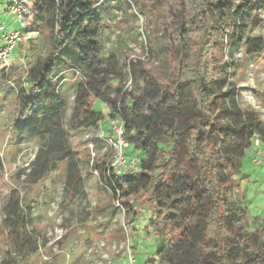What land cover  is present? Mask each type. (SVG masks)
Wrapping results in <instances>:
<instances>
[{
  "label": "clouds",
  "instance_id": "clouds-1",
  "mask_svg": "<svg viewBox=\"0 0 264 264\" xmlns=\"http://www.w3.org/2000/svg\"><path fill=\"white\" fill-rule=\"evenodd\" d=\"M105 255L264 264V0H0V264Z\"/></svg>",
  "mask_w": 264,
  "mask_h": 264
},
{
  "label": "trees",
  "instance_id": "trees-1",
  "mask_svg": "<svg viewBox=\"0 0 264 264\" xmlns=\"http://www.w3.org/2000/svg\"><path fill=\"white\" fill-rule=\"evenodd\" d=\"M89 11H92V9L91 8L84 9V8H78V7L72 9V13L73 14L68 18L67 26H66V29H65L66 34L69 35V39L74 38L76 36V32L79 31L78 28H73V25L76 24V22L79 19V17L86 16ZM93 111L94 112L96 111L95 107L93 108ZM106 119H109L111 121V116L109 115L108 117H105L104 121H106ZM37 160H39V154L37 155ZM37 160H33V164L37 163ZM242 164H241V166H242ZM31 167H32V165H31ZM113 175H115V174L113 173ZM135 175L147 176V172L133 173V174H130V175H127V176H135ZM125 177L126 176H124V177L119 176V177H117V179L124 180ZM169 179H171V177H169ZM125 183H127L129 185V189L130 190L128 192H126V193L125 192L121 193V202H122L123 206L129 208V212H130V214L132 216H136L137 215L136 208L139 205L132 199V197L134 196V193L136 191H138V189L133 187V185L135 183L134 181L125 180ZM161 183H164V182L161 181L153 189V192L155 194H157V195L163 194V192L165 191L163 188L160 187ZM115 191L116 190H113V196H115ZM184 192L188 193V194H191V195H196L197 194V190L195 188H191V187L184 189ZM174 195H175L176 199H175V201H172L168 205V210H166V211L162 212L163 204H162V202L160 200H158L156 202L157 203V213L156 214L157 215L163 214L166 218H169L173 222H177L178 223L179 222V209L181 208V204L179 202L188 199V196L183 195L180 192H176V193H174ZM200 203L203 204V201L201 200ZM113 208H116V207H113ZM129 212H126V214L129 215ZM184 218L187 219V217H184ZM234 219H235L234 217H228L226 219V222L229 223V224H232ZM192 235L195 236L196 233L194 232V233H192ZM256 255L258 256L259 254H256ZM207 264H212V260L209 259ZM245 264H259V261L257 259H255V258H252V259L246 260Z\"/></svg>",
  "mask_w": 264,
  "mask_h": 264
},
{
  "label": "rangeland",
  "instance_id": "rangeland-1",
  "mask_svg": "<svg viewBox=\"0 0 264 264\" xmlns=\"http://www.w3.org/2000/svg\"><path fill=\"white\" fill-rule=\"evenodd\" d=\"M101 127H102V129L107 131L110 128V120L106 119V121L104 123H102ZM103 139H105V137ZM83 143L86 144L87 141H84ZM28 167H31V164H29ZM241 167L245 168V170L249 173L253 170L252 165L248 161H244ZM250 191H251V189H250ZM148 211H149L148 209H146V208L144 209L145 214H147ZM111 215H112V219H116V216L118 215L117 208H113ZM124 215L127 216L126 213ZM149 223H152L151 217H149ZM45 227H46V225H45ZM61 238H63V237L61 236ZM133 243H135V241H133ZM105 256L107 258H109L107 255H105ZM124 259L126 260V257ZM111 260L114 262V264H121V258L118 255H113L111 257ZM144 264H146V262H144Z\"/></svg>",
  "mask_w": 264,
  "mask_h": 264
},
{
  "label": "built area",
  "instance_id": "built-area-1",
  "mask_svg": "<svg viewBox=\"0 0 264 264\" xmlns=\"http://www.w3.org/2000/svg\"><path fill=\"white\" fill-rule=\"evenodd\" d=\"M112 125H111V123H110V127H111ZM105 139H107V136H105ZM129 163H130V161H129ZM113 173L115 174V170H113ZM130 174H133V173H128V172H124V173H122L120 176L121 177H124V176H127V175H130ZM104 261H105V264H109V258H107L106 256H104ZM112 261V260H111ZM113 262V261H112ZM113 264H114V262H113Z\"/></svg>",
  "mask_w": 264,
  "mask_h": 264
}]
</instances>
